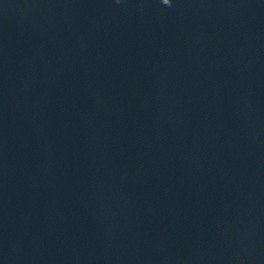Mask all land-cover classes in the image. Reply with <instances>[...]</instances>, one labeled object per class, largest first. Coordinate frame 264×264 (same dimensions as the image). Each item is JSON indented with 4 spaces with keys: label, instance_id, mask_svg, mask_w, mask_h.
Segmentation results:
<instances>
[{
    "label": "clouds",
    "instance_id": "clouds-1",
    "mask_svg": "<svg viewBox=\"0 0 264 264\" xmlns=\"http://www.w3.org/2000/svg\"><path fill=\"white\" fill-rule=\"evenodd\" d=\"M164 3L167 4L168 3V0H164Z\"/></svg>",
    "mask_w": 264,
    "mask_h": 264
}]
</instances>
